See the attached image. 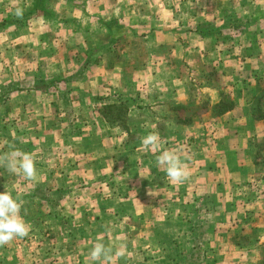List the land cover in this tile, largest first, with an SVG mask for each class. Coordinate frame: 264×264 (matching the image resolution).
Listing matches in <instances>:
<instances>
[{
	"label": "crops",
	"instance_id": "0c3cea01",
	"mask_svg": "<svg viewBox=\"0 0 264 264\" xmlns=\"http://www.w3.org/2000/svg\"><path fill=\"white\" fill-rule=\"evenodd\" d=\"M29 2L32 5L34 0H25V6L22 2L12 6L11 13L15 16V10L22 5L27 8ZM75 3L78 7L70 9L72 17L95 23L97 19L110 20L115 9L120 8V0H75ZM156 3V14L152 16L132 9L135 21H131L134 33L130 34L144 43L148 41L144 52L154 57L138 67L127 68L132 81L124 87L119 80L117 83L113 80L118 75L123 81L120 70L112 67L98 73L97 69L104 64L90 63L86 80L91 88H84L86 97L81 94L78 98L83 102L78 114L86 110V101H92V97L97 108L102 107L101 100L122 97L120 108L124 119L138 120L139 117L128 126L138 130L130 132L143 135L148 128L149 133H158L162 148L175 150L180 155L189 176L183 183L170 182L156 155L142 150L144 136L138 144L117 142L113 138L90 140L87 147L82 145L88 162L86 170L76 171L79 177L93 179L96 171L98 176L114 178L116 175L120 182L110 181L97 190H89L85 227L93 232L101 225L102 219L98 220V216H111L110 212L116 217L115 222L119 220L117 233L112 229L100 241H117L122 255L132 259L120 258L113 252L102 256L100 264L119 261L133 264L134 257H140L139 250L135 252L131 247L134 241L127 236L137 239L138 243L141 241L142 248L158 246L151 256L153 260L157 256L159 261L172 264L176 254L161 258L162 246L175 249L182 245V252L186 254L190 248L189 234L203 223L207 225V237L201 242L208 240L213 244L209 252L216 256L214 264H257L264 261V200L251 198L250 190L256 186L255 180L258 184L263 179L256 178L260 168L255 162L258 144L264 139V114L254 113L264 112V0H157ZM181 6L184 12L177 11ZM70 10L63 14L69 15ZM134 15L131 14V19ZM84 81L85 78L78 80L81 84ZM73 85H79L77 80ZM111 91L116 94L111 95ZM121 91L125 94H120ZM138 91L143 94L139 95ZM224 104H228L227 110L220 108ZM96 109L90 112L94 111V118L101 117L100 110ZM104 120L95 119L91 126L100 122L101 126L110 128ZM158 126L167 128L165 135L157 132ZM112 128L116 132L117 128L126 127ZM113 143L116 145L112 146ZM93 153L103 157L90 158ZM91 164L98 170L91 171L88 166ZM69 176L72 181L78 179L76 175ZM133 184L137 188L131 187ZM96 191L102 192L100 197L105 198V203L112 204L118 198L120 204L117 207L108 203V206L101 205L94 194ZM128 217L132 218L133 225L128 223ZM85 243L87 250L69 257V264H93L88 255L92 243ZM204 250L203 259L207 262L210 256ZM0 264H25V259L17 252L3 249Z\"/></svg>",
	"mask_w": 264,
	"mask_h": 264
},
{
	"label": "rangeland",
	"instance_id": "374dc122",
	"mask_svg": "<svg viewBox=\"0 0 264 264\" xmlns=\"http://www.w3.org/2000/svg\"><path fill=\"white\" fill-rule=\"evenodd\" d=\"M156 1L139 0V3H136V0H120V8L117 7L114 11L115 16L112 14L110 20L102 18L98 21L97 19L95 23L72 17L71 11L78 7L75 0H58V2L47 0L44 9L27 17L25 25L17 28L16 31L13 30L14 25L0 29V156L17 149L32 155L36 168V176L29 181L0 166V191H7L13 197H19L22 203L20 214L30 226L26 237L15 238L9 244L0 246V249L2 248L0 251L5 249L17 252L21 258L24 257L25 264L31 262L32 264H56V260H60L57 264H69L67 261L69 257L87 250L88 244L85 242L93 245L102 242L106 248L111 249L109 253L116 254L120 251L117 241L110 243L100 241L107 233L114 229L117 233L120 229L119 220L115 222L116 217L112 212H110L111 216L106 214L98 216V220L101 218L104 221L99 220L101 225L94 228L93 232L90 233V230L85 227L84 221L88 217L87 210L90 206V198L87 197L89 190L92 188L97 190L106 183L109 184L110 181H120L116 180V175L114 178L98 176L95 171L98 168L94 170L92 164L88 166L91 171H95L94 175L91 173L93 179L79 177L76 171L86 170L85 165L88 162L82 145L87 147L90 140H104V138L138 144L141 137L149 133V129L146 128L143 135L137 131L130 132V130H138L137 128L129 129L128 126L130 123L137 122L139 117L138 120L132 118L126 122L124 119H116L112 124L104 120L106 126L110 128L101 126L100 122H97L95 127L91 126L92 121L95 119L102 121L103 118L99 115L94 118V111L90 112L97 108L93 104V97V102L87 99L86 110H81L82 113L78 114L79 106L83 103L78 98L81 94L86 97L84 88H91L86 80L90 63L95 61L97 65L104 64V67L97 69L98 73H103L106 68L112 69V67L115 71L120 70V78L123 76V81L118 75L114 76L113 80L115 83L119 80L124 87L130 85L132 81L131 71L127 68L133 65L138 67L143 61L154 57L153 54L144 52L148 41L144 43L139 37L130 34L134 33L131 21H135V15L131 13L132 9L135 12L144 11L152 16L156 14ZM20 2L26 5L25 0H0V18L14 16L10 8L17 6L16 4ZM23 5L21 9L24 13L26 10ZM27 6V8L32 7L30 2ZM61 7L64 10L60 9ZM66 10H70L69 15L63 14ZM177 11L184 12V6L177 8ZM131 14L134 15L133 19ZM229 24L227 26H231ZM78 32L83 35H75ZM98 77L101 78V76ZM83 78L85 81L82 84L78 82ZM76 80L79 85L75 87L73 81ZM115 88L117 90V87ZM138 92L139 95L143 94L141 91ZM113 93L115 92H110L111 95ZM120 94L125 92L121 91ZM120 99L123 100L122 97L106 102L100 99L99 103L102 107L107 104H117V101L119 104L123 103ZM88 106L90 108H87ZM102 107L96 110H101ZM120 125L126 128H117L116 132L112 131V127H120ZM155 129L161 135H165L167 130L159 126ZM128 130L129 132H125ZM114 145L116 143L112 146ZM258 147L262 151L258 159L262 166L264 165V139ZM94 154L89 157L93 159L97 156L103 157L102 154L98 153L97 156ZM70 174L76 175L78 179L72 181ZM255 175L258 180L264 179V170L260 169V172ZM263 179L262 182L258 181V184L255 180L256 186L254 185V188L250 190V196H253L251 198L260 202L264 200ZM131 187L137 188L136 184ZM94 194H97L101 205L111 204L105 203V198L100 197L101 191H96ZM93 200L96 201V199ZM119 204V199L114 198L110 206L117 207ZM127 221L134 224L130 217ZM201 222L199 221L200 224ZM105 224L106 226L103 227ZM206 226L203 223L193 234H189V246L199 244V248L208 250L205 255L210 257L207 262L203 259V264H214L216 256L209 252L213 244L208 240L205 241L206 243L200 242L202 238L207 237ZM129 231L132 230L129 229ZM127 237L134 241L135 245L132 246L131 243V247L135 248V252L139 250L140 253V257H134L133 264H166L162 259L159 261L157 256L154 260L151 257L158 246L148 245L142 248L141 241L138 243L137 239L132 240V236ZM94 238L95 243L91 242ZM92 244L91 247H93ZM162 248L164 253L161 254V258L176 254V260L172 261V264H190V257L182 252V245H177L175 249L169 246H162ZM179 250L182 253H179ZM56 256L60 257L56 259ZM119 256L132 259V256ZM260 256L262 257V252ZM32 258L35 259L31 261ZM121 263L124 262L111 264ZM257 264H264V262L257 261Z\"/></svg>",
	"mask_w": 264,
	"mask_h": 264
},
{
	"label": "clouds",
	"instance_id": "9594fccd",
	"mask_svg": "<svg viewBox=\"0 0 264 264\" xmlns=\"http://www.w3.org/2000/svg\"><path fill=\"white\" fill-rule=\"evenodd\" d=\"M17 17L23 16V10H15ZM163 141L156 132H150L141 139V148L144 152L156 155L157 163L166 173L167 178L174 184L183 183L189 176L184 163L175 150L162 148ZM0 166L14 175H21L25 180H32L36 176L35 161L32 155L13 149L0 156ZM154 194V193H153ZM155 195V194H154ZM22 203L19 197H13L7 191H0V246H5L15 238H23L29 234L30 226L21 216ZM111 249L102 242L93 245L88 253L91 262L100 260ZM122 255L121 251L116 253Z\"/></svg>",
	"mask_w": 264,
	"mask_h": 264
},
{
	"label": "trees",
	"instance_id": "16d2710c",
	"mask_svg": "<svg viewBox=\"0 0 264 264\" xmlns=\"http://www.w3.org/2000/svg\"><path fill=\"white\" fill-rule=\"evenodd\" d=\"M46 1L47 0H34L31 8H24L26 11L23 13L22 17H17L15 15V16H11L10 18L5 17V18L1 19L0 20V29L5 28V27H9L12 25H14V27L17 29V28L25 25L26 18L31 16V15H34L40 9H44ZM120 107H121L120 104H113V103L107 104L101 108L100 113H101L102 117L106 120L107 123L112 124L116 121V119H121V117H122V119H124V114L121 115V113H122L121 109L122 108H120ZM220 108L222 110H227L228 104H224ZM257 113H258V115H257ZM254 114H256L257 116H260V115H263L264 112L258 111V112H255ZM261 152L262 151L259 149L258 155L256 156V162H255L256 166H258L260 169L262 167L264 168V165L260 166V160L257 159V157L259 156V154ZM193 245L194 246H191L190 248H188L185 255L190 257V260H191L190 264H203L204 263V260H203L204 254L203 253L205 252V250H202L201 248H199V244H196V245L193 244ZM262 262H264V261H262Z\"/></svg>",
	"mask_w": 264,
	"mask_h": 264
}]
</instances>
